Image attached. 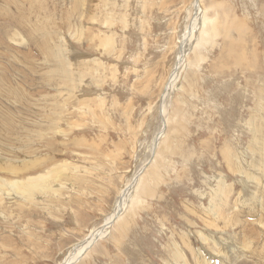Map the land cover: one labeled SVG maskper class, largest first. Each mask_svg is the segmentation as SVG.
<instances>
[{
  "label": "rangeland",
  "instance_id": "374dc122",
  "mask_svg": "<svg viewBox=\"0 0 264 264\" xmlns=\"http://www.w3.org/2000/svg\"><path fill=\"white\" fill-rule=\"evenodd\" d=\"M194 4L0 0V264L64 263L147 164L72 264H264V0H201L164 129Z\"/></svg>",
  "mask_w": 264,
  "mask_h": 264
},
{
  "label": "bare ground",
  "instance_id": "6f19581e",
  "mask_svg": "<svg viewBox=\"0 0 264 264\" xmlns=\"http://www.w3.org/2000/svg\"><path fill=\"white\" fill-rule=\"evenodd\" d=\"M81 5V4H80ZM195 17H194V20H193V24L191 26V28L186 32L185 34V37L184 39L181 41V45H180V52H179V55H178V58H177V66H175L174 68V71L171 73L170 75V78H169V83L167 85V88L164 90L163 92V97H162V100L164 102V98L167 96V94H165V91H167V93L169 92V90L176 84V81L177 79H179V72H180V69L181 67L183 66V63H185V58L186 56L189 54L190 50H191V34H192V31H194L196 28H197V24H198V19L201 17V15L203 14V9H202V5H201V0H195ZM217 48V47H216ZM192 52V50H191ZM257 105V104H256ZM164 108V107H163ZM254 109V108H253ZM255 111V110H254ZM164 112V111H163ZM257 118V117H256ZM255 120V118H254ZM256 121V120H255ZM163 125H165V121L163 123ZM255 126V125H254ZM164 134L161 133L160 136L158 137V140L155 142V149H157L160 141L163 137ZM256 139V138H255ZM255 141V140H254ZM230 157V155H228ZM227 157V156H226ZM234 161V160H233ZM235 163V162H234ZM230 168V167H229ZM236 168V167H235ZM235 168L233 169V166H232V171L235 170ZM240 168V167H239ZM239 170V169H238ZM235 172V171H234ZM141 174H138L136 176V178L134 179V181L132 182V184L125 190L123 191V193L120 195L119 199H118V202H117V205L115 207V210L113 212L112 215H110V217L106 220L105 224L102 226V228L98 229L97 231L93 232L90 236H88V238L81 244H79L75 249H74V252L72 254V256H68V258L65 260L64 263L62 264H72V263H75V262H78L81 257L86 253L88 252L89 248L97 243L100 239H102L103 237L106 236V234H108L109 232V229L111 228V225L114 224L116 222V220L118 219V217L121 215V213L123 212L124 210V206L126 205L128 199L130 198V195L133 191V188L135 189V187L138 185V181L140 180L139 178L141 177ZM150 178V177H149ZM147 179V180H150V179ZM254 178V177H253ZM31 181L30 183L31 184H34V182H36V178H29ZM256 179V177H255ZM2 180V179H0ZM35 180V181H34ZM34 181V182H33ZM4 182V181H3ZM2 182V183H3ZM13 182V181H12ZM12 185H15V186H21V185H24L26 184V182L24 183H11ZM37 185V184H36ZM30 188V187H29ZM230 194V193H228ZM228 196V195H227ZM159 219V218H158ZM166 220V219H165ZM177 229V228H176ZM211 239V238H210ZM208 237L205 238L203 237V240H206V241H211ZM215 242V241H213ZM174 252V251H173ZM179 254V253H178ZM80 258V259H79ZM187 260V259H186Z\"/></svg>",
  "mask_w": 264,
  "mask_h": 264
},
{
  "label": "water",
  "instance_id": "95a60500",
  "mask_svg": "<svg viewBox=\"0 0 264 264\" xmlns=\"http://www.w3.org/2000/svg\"><path fill=\"white\" fill-rule=\"evenodd\" d=\"M165 94H167V91H165ZM160 117H161L162 123H164L165 119L163 117V100H161ZM163 128L164 129L166 128V123H165V125H163ZM153 153H154L153 154V158H154V156H155V150H153ZM147 166H148V164L143 168V172L147 168Z\"/></svg>",
  "mask_w": 264,
  "mask_h": 264
}]
</instances>
